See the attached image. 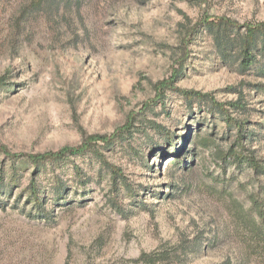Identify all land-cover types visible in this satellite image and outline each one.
I'll return each instance as SVG.
<instances>
[{"label": "rangeland", "instance_id": "rangeland-1", "mask_svg": "<svg viewBox=\"0 0 264 264\" xmlns=\"http://www.w3.org/2000/svg\"><path fill=\"white\" fill-rule=\"evenodd\" d=\"M205 16L262 22L264 0H0V144L56 151L136 114L131 132L99 147L124 181L92 152L37 175L50 196L59 181L67 188L60 204L45 203L50 221L29 216L35 168L21 159L12 177L0 151V186L12 184L9 197L0 192V264H264L237 211L264 175L215 155L241 142L264 160V61L241 72L199 31L176 82L210 93L250 138L238 139L205 102L170 90L155 100V84L180 69L186 34ZM201 137L218 151L201 148ZM197 242H206L199 253Z\"/></svg>", "mask_w": 264, "mask_h": 264}, {"label": "trees", "instance_id": "trees-1", "mask_svg": "<svg viewBox=\"0 0 264 264\" xmlns=\"http://www.w3.org/2000/svg\"><path fill=\"white\" fill-rule=\"evenodd\" d=\"M41 0H37L40 2ZM201 28V29H200ZM206 30L213 38L214 45L218 54L225 62H237L241 72H247L256 64H258L261 59L264 61V21L262 22H246L239 23L233 19L225 16L213 17L205 16L200 22L192 26L185 37L184 41V56L180 61V69H175L173 73L166 79L160 80L155 84L156 99L163 98L164 92L167 90L182 94L187 101L193 102L197 100L199 102H205L208 104V110L216 112L224 117V120L230 124V126H236L238 132L242 133L243 123H237L228 115V109L225 108L224 104L217 101L210 93L201 92L198 90L184 89L176 85L177 79L179 78L183 63L189 57V51H187V45L196 37L197 33ZM260 55V57H259ZM260 58V59H259ZM261 71L264 67H260ZM2 79L0 80L1 83ZM233 102H230V106H235ZM148 107V106H147ZM242 108V107H237ZM136 114L132 115V118L126 122L122 127H119L112 134H91L86 136L83 141L76 146H64L56 151H47L43 153H17L11 152L8 148L0 144V151L9 157L11 161L10 170L12 177L15 176L18 171H20L18 165L16 164L21 159H27L33 166L34 171L29 184L26 189L28 193V200L31 205H33L34 212H30L29 216L32 218H40L46 221L53 220L54 209L47 208L45 203L51 202L52 204H60L61 199H65L66 186L64 181H59L54 189L53 196H50L48 192H43L42 187L37 182V175H39L48 165L61 164L68 162L72 157L85 155L92 152L96 155L110 173L112 178L117 181H124V176L121 170L107 161L104 154L100 152V145H110L115 141V139L124 135V133L131 132V128L134 125ZM246 132L242 133L243 138H250V136L245 135ZM245 135V136H244ZM249 135V134H247ZM198 145L203 149H210L212 152H217V148L213 146V141L209 137H201L198 140ZM100 143V144H99ZM102 143V144H101ZM241 142H236L230 149L226 152L218 151L215 155L217 158L227 162L228 160L231 164L239 168L248 167L251 168L256 175H264V160L258 158L255 152L245 146V144H240ZM212 148H215L214 150ZM172 153L176 156L177 165L182 163V158L179 157L180 149ZM75 170L79 177H81V169L79 166H75ZM6 183L0 186V192H6L8 197L11 193L12 184ZM7 185L9 187L7 188ZM7 189V190H6ZM20 198V197H19ZM20 199L17 200L19 202ZM250 206L245 209L244 206L238 204V210L240 217L244 224L249 228L253 242L256 245H260L262 249L264 248V184L259 187L258 190H254L250 194ZM207 242V241H206ZM205 242V243H206ZM204 242H197V247L195 249L196 253L203 250ZM151 255L143 254L140 259L144 261H152Z\"/></svg>", "mask_w": 264, "mask_h": 264}]
</instances>
